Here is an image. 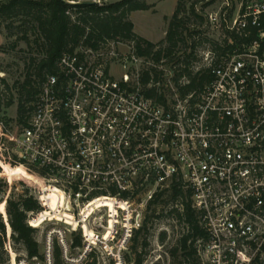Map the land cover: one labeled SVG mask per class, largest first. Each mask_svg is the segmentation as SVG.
Instances as JSON below:
<instances>
[{
    "label": "built area",
    "instance_id": "obj_1",
    "mask_svg": "<svg viewBox=\"0 0 264 264\" xmlns=\"http://www.w3.org/2000/svg\"><path fill=\"white\" fill-rule=\"evenodd\" d=\"M198 4L215 36L203 45L117 63L114 50L63 54L12 136L14 167L56 176L86 204L176 185L203 231L199 264H264V0ZM138 227L130 216V236Z\"/></svg>",
    "mask_w": 264,
    "mask_h": 264
},
{
    "label": "rangeland",
    "instance_id": "obj_2",
    "mask_svg": "<svg viewBox=\"0 0 264 264\" xmlns=\"http://www.w3.org/2000/svg\"><path fill=\"white\" fill-rule=\"evenodd\" d=\"M115 1L119 0H101L104 3ZM145 1L155 2L150 12H133L130 18L135 24L134 32L137 35L155 39L156 36H160L158 34L163 23L158 13L161 16L170 14L175 0ZM192 2L193 0L186 2V7L188 8ZM195 7L196 13L202 16V20L190 17L185 27L202 35L199 43L192 36L189 44L194 42L195 45H203L204 39L215 36L206 24L207 8H203L202 4ZM166 20L167 18L164 19ZM30 29V23L26 19L19 18L3 21L0 28V79H3L7 86L0 83V93L4 101L13 102L12 106L4 111L9 123L3 125L0 139V214L3 215L4 220H7L4 211L8 200H18L28 190L29 194L38 201L42 211L37 215L29 214L27 220L30 226L36 228L35 238L39 243L40 251L45 256L43 263L36 260V264H53L54 239L61 245L62 258L68 264H129L128 260L136 261L138 258L142 259V264H189L181 251H174L187 230L185 223L179 220L174 212L180 209L181 199L171 197L169 191L163 192L164 194L151 206L143 195L117 199L119 201L109 197H99L86 204L84 201L65 197L61 187L58 186L61 185V180L56 176H42L31 166H26L22 168L23 170H9L15 168L17 161L11 139L23 127L17 121L18 86L24 82L25 66L29 58L38 54L32 42L34 36L30 34ZM25 31L29 33L27 36L29 41L22 39ZM210 39L215 41L213 38ZM181 48L184 47L180 46ZM112 50L117 55L116 63L134 55L131 43H110L104 52L110 53ZM136 69L140 72L144 70V63ZM111 73L115 78H120L122 71L114 67ZM50 179L55 181H46ZM20 181L26 186L22 187ZM49 184L53 186L46 188ZM130 216L133 222L139 224L138 228L132 230L131 236ZM144 223V230L134 240V231L140 229ZM9 236L10 232L5 250L0 252V264H16V257L19 259L18 264H27L22 246L10 240ZM76 236L82 239V247L70 249ZM48 250L51 254L50 263L46 262Z\"/></svg>",
    "mask_w": 264,
    "mask_h": 264
},
{
    "label": "trees",
    "instance_id": "obj_3",
    "mask_svg": "<svg viewBox=\"0 0 264 264\" xmlns=\"http://www.w3.org/2000/svg\"><path fill=\"white\" fill-rule=\"evenodd\" d=\"M93 0H2L0 2V28L3 21L15 19H26L30 23V34L34 36L33 44L38 54L30 57L26 67L24 82L18 86L17 121L25 126L29 118V112L41 85L49 75L57 73L58 61L65 53H73L80 48H87L93 51L104 50L110 43H131L134 55L137 58H145L151 55L154 49L155 58L162 54L169 56L176 51L177 47L194 46L190 42L196 31H190L185 27L190 17L200 19L196 13L195 6L204 0H193L187 8L185 3L189 0H178L174 13L171 16L168 28L163 40L159 43H152L134 32V24L130 15L137 11H148L153 5L145 0H119L112 3L102 2L100 5L92 3ZM207 6L203 5V8ZM28 32H24L22 39L29 41ZM203 42H207L204 39ZM30 43V42H29ZM198 45V44H197ZM142 85L145 79L141 80ZM5 85V81L0 79ZM6 86V85H5ZM7 87V86H6ZM160 101V99H158ZM11 100L4 101L0 93V139L3 132V125L9 120L5 117L4 111L11 107ZM40 175L46 173L38 170ZM22 187L26 186L20 181ZM171 197L181 199L180 209L174 212L177 218L185 223L187 233L181 237L174 251H181L189 264H199L195 249V239L203 235L198 224L195 211L191 206L189 194L182 192L176 185L168 190ZM166 192V191H165ZM158 194L149 201V206L155 204ZM99 198V197H97ZM125 199L126 197H122ZM96 198H88L92 200ZM42 207L38 201L29 194L28 190L18 200H8L4 211L7 220L0 214V252L5 250V245L10 232V240L20 244L26 254L27 264H36L45 261L44 253L40 251L39 243L36 240V228L27 223L29 214H38ZM145 228V223L140 229L134 231V240ZM82 239L74 237L70 249L81 248ZM53 264H68L62 258V247L56 239L53 240ZM129 264H142V259L127 261ZM15 263L19 259L15 258Z\"/></svg>",
    "mask_w": 264,
    "mask_h": 264
},
{
    "label": "crops",
    "instance_id": "obj_4",
    "mask_svg": "<svg viewBox=\"0 0 264 264\" xmlns=\"http://www.w3.org/2000/svg\"><path fill=\"white\" fill-rule=\"evenodd\" d=\"M177 1H178V0H175V4H174V6H173V9L170 11V14H164V15L161 16V15L158 13V17H160V18H161V21H163V23H162V25H161V29H160V31H159L160 34H158V35H160V36H156L155 39H151V38L143 37L144 39H146V40H148V41H150V42H152V43H155V42H158V41L164 39L165 34H166V31H167V28H168V24H169L170 17H171V16L173 15V13H174V10H175V7H176V4H177ZM146 3H147V2H146ZM153 3H155V2L147 3V4H149V5H153ZM152 8H153V7H152ZM152 8H151V9H152ZM148 11H149V10H148ZM148 11H143V12H148ZM149 12H150V11H149ZM165 18H167L166 21H164ZM130 20H131V18H130ZM131 21H132V20H131ZM133 24H134V23H133ZM134 29H135V24H134ZM141 37H142V36H141ZM157 38H158V41H157Z\"/></svg>",
    "mask_w": 264,
    "mask_h": 264
},
{
    "label": "bare ground",
    "instance_id": "obj_5",
    "mask_svg": "<svg viewBox=\"0 0 264 264\" xmlns=\"http://www.w3.org/2000/svg\"><path fill=\"white\" fill-rule=\"evenodd\" d=\"M10 171H15V170H23L21 167H15V168H11L9 169Z\"/></svg>",
    "mask_w": 264,
    "mask_h": 264
},
{
    "label": "water",
    "instance_id": "obj_6",
    "mask_svg": "<svg viewBox=\"0 0 264 264\" xmlns=\"http://www.w3.org/2000/svg\"><path fill=\"white\" fill-rule=\"evenodd\" d=\"M92 3H94V2H92Z\"/></svg>",
    "mask_w": 264,
    "mask_h": 264
}]
</instances>
